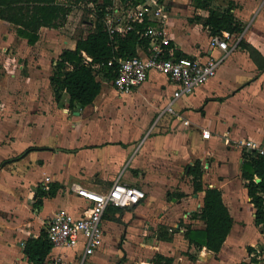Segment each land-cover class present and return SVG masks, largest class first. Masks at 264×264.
I'll use <instances>...</instances> for the list:
<instances>
[{"label": "crops", "instance_id": "obj_1", "mask_svg": "<svg viewBox=\"0 0 264 264\" xmlns=\"http://www.w3.org/2000/svg\"><path fill=\"white\" fill-rule=\"evenodd\" d=\"M205 1L156 0L163 7L164 21L153 14L143 28L162 25L164 38L189 57L205 60L210 55L221 56L222 49L210 47L212 34L204 24L210 10L199 5ZM208 1L213 9L231 7L244 30L239 35L232 33L231 51L218 73L191 94L174 101L178 116L164 111L176 85L155 70L129 94L119 93L112 81H103L93 103L66 108L69 94L64 92L58 102L50 83L53 61L61 51L49 64H40L36 59L39 54L30 53L42 41L41 31L46 34V30L59 28L43 27L40 39L29 44L17 34L13 24L0 19L12 25L15 33L17 53L13 49L10 56L18 72L11 74L16 78L12 86L22 88L27 95L25 99L17 98V103L29 99L28 103H21L22 112H14L20 124L16 118L12 125L0 119V128L12 130L15 137L7 148H0V196L6 192L8 198L0 200V264L31 263L24 252L26 240L40 236L60 209L77 217L88 210L89 201L70 189L71 182L105 192L119 178L125 184L144 188L146 197L128 207L107 208L102 220L105 242L95 253L82 259L81 245L75 249L53 247L47 262L52 263L61 255L62 264H71L78 257L79 264H85L115 244L112 239L120 236L121 222L125 225L120 245L127 252L128 264H153L156 253L172 258L171 264H207L232 254L235 247L243 249V256L229 264H250L255 260L253 253L264 248V225L256 221V207L242 172L244 150L238 141L252 139L264 144V118L252 129L246 128L236 123L225 105L233 98L246 103L264 98V69L240 44L250 43L264 56V0ZM153 5L159 6L155 2ZM134 6L130 0H114L110 7L121 11ZM75 46L76 42L64 48ZM138 54L145 57L149 52L140 47ZM20 55L27 58L25 64ZM22 68L24 77H19ZM258 108H264V100ZM69 111L76 114L74 119L68 118ZM204 129L211 131L210 138L202 136ZM3 131L0 130L1 143L8 139ZM196 160L201 161L203 187L219 188L233 217L231 231L218 252L205 246L198 249L186 236L188 226H206L195 215L205 196L204 190L194 188L190 165ZM40 186L57 189L55 195L43 197L37 206ZM260 195L264 198V193ZM245 205L261 233L256 239L245 236Z\"/></svg>", "mask_w": 264, "mask_h": 264}, {"label": "trees", "instance_id": "obj_2", "mask_svg": "<svg viewBox=\"0 0 264 264\" xmlns=\"http://www.w3.org/2000/svg\"><path fill=\"white\" fill-rule=\"evenodd\" d=\"M81 0H0V19L13 24L19 36L27 39L29 44H35L40 39L43 27L60 28L67 22L69 14ZM91 6L88 12L95 16L92 29L86 35H79L74 48H64L53 61V70L50 83L55 99L59 102L64 92L69 94V100L64 106L74 109L77 104L87 105L94 102L101 92L103 81H112L119 65V59L128 58L138 54V48L150 52V37L143 34L144 24L136 23L135 28L125 31L117 30L110 34L103 20L107 8L114 4V0H89ZM126 1V0H121ZM133 5L143 0H130ZM205 1V0H204ZM199 5L210 10L204 24L211 34L228 30L239 35L244 30L243 22L237 19L231 7L225 10L213 9L209 1ZM249 52L255 64L264 69V56L252 44L240 41ZM165 55L176 57L187 56L174 43L168 40L164 44ZM86 54L91 58L87 60ZM113 64H109V61ZM98 65V66H97ZM242 172L248 180V193L256 207V221L264 225V155L256 151L248 152L243 149ZM193 175L195 191L204 190L203 205L197 215L205 221V228L195 229L187 227L186 236L198 249L204 246L218 252L225 242L233 225V217L225 204L222 192L216 187H203L201 161L196 160L190 165ZM256 177L260 181H256ZM57 188L45 190L39 187L36 205L40 206L45 196L56 194ZM111 207V206H110ZM117 208H122L116 206ZM53 248L46 229L38 237H29L24 246V252L32 264H51L46 258ZM191 258H195L190 254ZM172 258L156 253L153 264H171ZM240 264H247L242 262Z\"/></svg>", "mask_w": 264, "mask_h": 264}, {"label": "built area", "instance_id": "obj_3", "mask_svg": "<svg viewBox=\"0 0 264 264\" xmlns=\"http://www.w3.org/2000/svg\"><path fill=\"white\" fill-rule=\"evenodd\" d=\"M153 2L159 6L154 8ZM153 14L164 21L163 7L156 0H143L134 7L121 11L114 7H108L103 20L110 34H114L117 30H131L135 28L136 23H145L147 19L152 18ZM143 34L150 37L152 50L145 57L137 54L119 59L117 74L112 82L119 93L129 94L135 87L146 82L151 70L166 75L176 87L173 98L164 111L175 116L179 114L173 107L174 101L191 94L217 74L220 64L231 51L229 41L233 37V34L228 30L212 34L210 37L211 49L220 48L223 50V54L218 57L210 55L202 60L193 56H166L164 44H167L168 39L164 38L165 31L162 25L160 28L146 25ZM84 55L88 61L91 60L89 56ZM109 64H113V61H109ZM211 134L209 129L202 131L204 138H210ZM238 143L242 149L248 152L256 151L264 155L263 143L252 139H241ZM70 189L89 201L88 210L77 217L66 209H60L50 218L45 229L53 247L75 249L81 245L83 247L82 259L95 253L104 245L102 220L109 206L128 207L138 204L146 197L144 188L125 184L120 181V178L105 192L91 190L77 182H71ZM252 256L255 260H251L250 264H264V248L258 249ZM62 263V256L58 255L51 264Z\"/></svg>", "mask_w": 264, "mask_h": 264}, {"label": "rangeland", "instance_id": "obj_4", "mask_svg": "<svg viewBox=\"0 0 264 264\" xmlns=\"http://www.w3.org/2000/svg\"><path fill=\"white\" fill-rule=\"evenodd\" d=\"M76 4L77 7L75 6L70 16H68L67 22L64 27L52 32L46 30V34H43L44 31H41L42 41L38 46H36L35 49H30V53H33L34 55L39 54L37 55L36 59L37 62H39L40 64H49L51 60H54V58L57 57L58 53L62 51L64 47L71 46L73 43L76 42V39L79 35H86L92 29L95 22V16L87 10V8L91 6L92 2H90L89 0H81ZM13 26L3 21H0V119H3L6 123H9L10 121V125L14 123L15 118L18 119V117H16L18 114L16 115L14 113L16 109H18L19 113L22 112L21 110H19V108H21V103L25 104L29 102V99H26L23 102L21 101L20 104L17 103V98L18 100H20L21 98L25 99L27 95L24 94L25 92L22 88L12 86V82H14L16 78H12L11 74H14V72H18L16 67H14L16 63L14 60L11 59L10 56L13 49H15L17 53V46L15 47L13 43V37L15 36ZM14 28L16 29V27ZM37 47L39 48V50H37ZM5 49L6 51H4ZM25 59L27 60V58L23 56L21 61L22 64H25ZM23 68L19 72V77H24ZM1 88H3L5 91L1 90ZM168 88L171 90L172 86H168ZM21 92L22 94L20 96L19 93ZM262 99L264 100V98H261L260 100L252 101L253 103L248 101V103L250 102L249 105L248 103H246V100H238L236 98H233L227 101L228 104L226 103L225 105L227 108L226 111L229 115H232L234 117L237 124L252 129V126L256 122L259 123L264 118V108H258V106L262 104ZM211 106L213 107V105ZM75 117L76 114L73 111H69L68 118L74 119ZM18 123L20 124L19 119ZM0 130H4L3 132H6L8 138L2 143L0 142V148L1 146L7 148L11 143V138L14 137V135L13 137L11 135L13 134V132H11L12 130L7 131L3 128H0ZM220 145H224L223 139H221ZM0 200H8V198H6V192H4L2 196H0ZM48 204L51 205V202H48ZM244 214L246 222L245 236L250 235L253 239H256L261 235V233L255 227L251 217V212L248 206L246 205L244 206ZM119 225L120 236L112 239L113 243L115 244H112L110 247H108L109 249L107 251L101 252L97 256H93L87 259V262L85 264H128L129 257L127 256V252L124 247H121L120 245V242L122 240L121 235L123 234L122 230L125 223L123 224V222H121V224ZM242 256L243 249L240 247H235L232 254L228 253L226 256H223L218 259V261L213 260L208 262L207 264H229L232 261H238L242 258ZM80 261L81 258L78 257L71 264H76V262H78L79 264Z\"/></svg>", "mask_w": 264, "mask_h": 264}, {"label": "water", "instance_id": "obj_5", "mask_svg": "<svg viewBox=\"0 0 264 264\" xmlns=\"http://www.w3.org/2000/svg\"><path fill=\"white\" fill-rule=\"evenodd\" d=\"M259 180H260V178L257 179V181H259Z\"/></svg>", "mask_w": 264, "mask_h": 264}]
</instances>
